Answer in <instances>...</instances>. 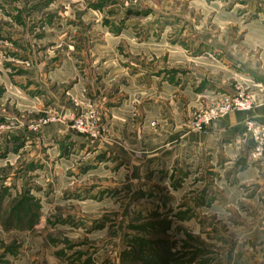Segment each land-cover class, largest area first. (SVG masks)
I'll return each mask as SVG.
<instances>
[{
    "label": "rangeland",
    "instance_id": "1",
    "mask_svg": "<svg viewBox=\"0 0 264 264\" xmlns=\"http://www.w3.org/2000/svg\"><path fill=\"white\" fill-rule=\"evenodd\" d=\"M249 1L255 0H0V192L6 187L0 264H135L132 257L122 260L138 232L129 225L148 223L154 212L166 229L149 225L141 236L147 247L155 240L160 254L173 252L170 264H188L192 252L200 259L190 264H264V167L237 177L238 167L226 161L206 166L188 158L180 166L178 155L175 174L168 155L158 158L140 146L120 151L123 157L103 152L98 144L109 136V119L104 107L88 100L115 89L136 95L137 88H126L138 67L134 60L144 50L154 55L168 47L157 45L163 36L180 45L178 34L204 40V34H221L231 53L237 45L247 57L251 79L264 85V38L249 47L244 42L250 30L264 34V8L260 15L247 13ZM218 61L217 70L233 83L227 94L250 93L242 82L248 74L229 71L225 57ZM219 99L194 108L187 129L196 131L194 118ZM255 106L243 111L244 124L250 118L263 126L252 115ZM90 109L106 129L102 138L72 127ZM243 138L250 140L246 133ZM250 149L251 159L235 166L264 161ZM26 190L34 200L21 207L25 218L10 226L6 214Z\"/></svg>",
    "mask_w": 264,
    "mask_h": 264
},
{
    "label": "crops",
    "instance_id": "2",
    "mask_svg": "<svg viewBox=\"0 0 264 264\" xmlns=\"http://www.w3.org/2000/svg\"><path fill=\"white\" fill-rule=\"evenodd\" d=\"M245 7L243 10L247 13L255 12L260 15L263 13L259 8H264V3L249 1ZM249 33L245 37V47H249L252 41L256 43V40L264 38V34H253L251 30ZM178 35L181 39L180 45L167 43L163 36L157 45L159 47L167 45L168 47L164 46L165 51L164 47L158 48L157 52L154 51V55H151L150 51L144 50L143 54L139 53L138 60L133 59L138 67L135 73L130 72L126 88L131 86L137 88L136 95L131 96L125 90L115 89L103 98L97 90V94L92 93L88 97L91 104L104 107L105 117L109 119V136L98 144L99 148L103 152L110 151L122 156L120 151L129 150L133 144L136 147L140 146L143 152H151L152 156H158V158L168 155L171 163L176 162L172 165L175 174L178 170L175 168L178 155L181 159L180 166H182L181 162L188 158L190 161H200V164L203 163L206 166L214 165L216 161H226L238 167L237 177H240L239 174L253 173L263 169L264 161H258L254 166L248 165L246 169H240V165L235 166L240 159L242 162L251 159L249 152L254 145L251 140L246 141L243 138L244 121L247 117L245 112H231L213 121L202 131H191L186 127L194 108L206 105L211 98L222 97L234 90L230 78L217 70L218 63L222 64L218 59L222 60L225 57L231 61L229 71L234 74L240 77L244 76L241 74L243 71L248 74L244 76L247 79L246 82H242L251 88L250 93L256 103L252 115L264 126L263 81L258 83L254 81L253 73L247 71L252 68L249 66L251 63L248 62L247 57L244 58L241 55L237 45L231 48L233 51L231 53L228 46L223 43L221 34L212 36L204 34L205 40L199 34L196 37L190 34ZM219 54L223 57L216 59ZM161 55L166 58L161 59ZM155 58L157 60L153 61ZM133 63V61L129 63V68H133L130 66ZM186 63L190 65L187 66ZM190 78L195 80L192 81ZM112 84L111 82L105 87H110ZM260 84L263 88L258 86ZM119 94L124 97H120ZM127 102H131V111L128 109ZM162 152L166 153L162 154ZM188 176H190L189 172Z\"/></svg>",
    "mask_w": 264,
    "mask_h": 264
},
{
    "label": "built area",
    "instance_id": "3",
    "mask_svg": "<svg viewBox=\"0 0 264 264\" xmlns=\"http://www.w3.org/2000/svg\"><path fill=\"white\" fill-rule=\"evenodd\" d=\"M255 1L264 3V0ZM254 106L253 96L238 88L235 94H225L220 97L218 104L213 108L200 112L192 122V129L202 131L213 121L221 119L231 112L250 111ZM72 127L80 134L93 139L102 138L106 134V129L102 127L101 117L96 109L87 110L77 116L73 120ZM245 133L254 144L252 147L253 158L264 159V126L249 118L245 122Z\"/></svg>",
    "mask_w": 264,
    "mask_h": 264
},
{
    "label": "trees",
    "instance_id": "4",
    "mask_svg": "<svg viewBox=\"0 0 264 264\" xmlns=\"http://www.w3.org/2000/svg\"><path fill=\"white\" fill-rule=\"evenodd\" d=\"M5 189H6V187L0 192V202L2 200V197H4V195H5L4 194ZM20 198L21 199L16 201L15 204L12 205V208H10L8 210V213L6 214L9 217L7 220V224H10V226L12 225L11 223L13 222L12 219L19 222L25 218V216L22 215V213H23L22 210L26 209L25 206H26L27 202H30V200H34V198L30 195L29 190H26L25 193H23L20 196ZM21 207H23L24 209ZM157 214H158V212L151 213L150 216L152 215L153 217L151 219L148 218L146 220L148 223L142 224L141 226H136V223H134V222L130 223L129 228H132V230H138V232L136 235L132 236L131 241H128V244H130L132 247H131V250L123 252L124 256L122 257V260L124 258L130 260L128 257H132L131 258L133 260L132 262H134L135 264H138V263H143V264H170L174 261V258L172 257L174 255L173 252L169 253V257L162 255V254H160V246H158L155 243V240H151V244H154L153 246L150 245L149 247H147L149 241L145 237L141 236L142 232H146V230H148L147 227L149 225H151L152 229H154L156 232H159V230H160L159 227H161V230H163V228H165V226H164L166 224V222H164L165 220L156 222V220H155L156 218L154 215H157ZM34 222L35 221L32 219L29 220V222H28L29 229L33 228ZM5 229L8 230L10 228L5 227ZM190 254H193V256L191 258H189V260L187 261L188 264L195 261V259H200L197 257L196 253L192 252ZM208 261L209 260H207V259H203V260H201V264H205V263L207 264ZM176 264H177V262H176Z\"/></svg>",
    "mask_w": 264,
    "mask_h": 264
}]
</instances>
